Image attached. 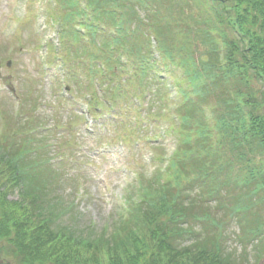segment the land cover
<instances>
[{
  "label": "trees",
  "instance_id": "16d2710c",
  "mask_svg": "<svg viewBox=\"0 0 264 264\" xmlns=\"http://www.w3.org/2000/svg\"><path fill=\"white\" fill-rule=\"evenodd\" d=\"M60 1L68 13V25L75 24V18L80 17L78 1ZM181 1L186 7H181L179 14L188 16L193 12L192 5L190 1ZM170 4L165 5L160 0H88L92 18L81 25L88 31L86 37H89L90 46L100 48V53L97 55L92 48L76 50L75 58L86 56L90 61L87 70L91 82L100 80L106 88L103 83L114 80L113 68L126 69L119 63L117 54L127 49L131 41L138 42V35H142L145 28L152 27L159 40L163 39L160 44L165 58L175 65V60L179 59L185 80L199 88L192 93L180 91L183 104L176 111L181 121L180 146L165 173L171 180L165 182L162 173L156 172L142 186L140 202L136 205L131 202L134 190L131 191L127 214L118 219L120 226L112 237L79 238L73 227L63 224L68 209L61 200L53 199L56 180L61 178L57 170L45 167L51 164L53 156L45 160L47 151L43 155L37 154L43 146L36 145L39 136L33 132L40 129L43 122L39 121L34 130L28 131L32 135L13 136L9 142L4 138V145H0V242L4 241L0 247V264H263L262 253L253 263L246 252L243 254L246 262L235 258L223 244L221 223L215 220L211 223L210 209L203 210L206 215H198L194 209L199 199L204 205H208L209 198L223 205L219 200L222 195L228 203L229 199L234 200L231 194L225 195L223 191L228 192L235 180L241 185L238 183L235 189L244 188L240 177H235L239 176L236 171L232 169L231 172L226 166L223 168L221 161L227 158L226 153L208 161L215 155L207 147L210 138L215 141L216 150L225 149L230 143L234 146L232 154L236 153V159L245 164L247 170L244 175L247 191L236 194L234 201L238 206L230 210L234 219L240 222L245 242H255L257 249L264 252V219L247 218L256 206L264 207V97L261 102L256 98L260 88H263L264 96V0H213L211 12L214 18L209 20L193 12L190 18L198 25L195 31L206 52L192 63L187 60L190 55L198 54V46H187L186 41L193 34L194 27L177 20L178 13L174 9L171 11ZM148 5H156L153 16L145 10ZM140 8L143 15L136 13ZM80 14L88 17L85 11ZM164 16L167 24L162 28L151 25ZM147 20L150 23L146 25ZM173 25L183 27L173 33L170 29ZM106 27L111 29L109 33L105 32ZM183 29L181 42L175 41L174 37L182 34ZM65 36L75 45L83 38L75 28ZM168 36L180 46L179 55H174L171 39L166 42ZM220 43L224 47L222 63L219 59ZM148 47L147 37V57L136 48V57L143 59V63L134 65L136 76L139 82L147 85L149 82L148 87L160 86L161 79L154 74L157 67ZM185 53L187 60L183 56ZM99 61H104L103 66ZM103 91L106 97H111L110 93ZM92 96L99 101V96ZM158 97V100L166 99L164 94ZM211 99L216 108L206 119L204 109ZM96 105L95 112L98 113L97 108L102 109L103 104ZM248 107L251 108L249 111ZM58 128H66L64 130L69 134L68 126L61 124ZM209 130L212 133L208 134ZM7 145L10 146L8 151ZM56 145L51 143L44 148L53 151ZM255 185V189L251 188ZM187 186L189 190L198 188L193 199L186 194ZM16 191L19 199L8 201L10 194ZM195 222L201 223V231L195 230L192 225ZM188 239L187 243L191 240L192 243L186 245Z\"/></svg>",
  "mask_w": 264,
  "mask_h": 264
},
{
  "label": "rangeland",
  "instance_id": "374dc122",
  "mask_svg": "<svg viewBox=\"0 0 264 264\" xmlns=\"http://www.w3.org/2000/svg\"><path fill=\"white\" fill-rule=\"evenodd\" d=\"M77 1L79 7L83 9L88 0ZM186 1H190L192 6H189L193 12L199 13L205 20L212 16L206 3L203 4L200 0ZM61 2L60 0H0V138L4 135L9 142L13 139L11 136L17 131L20 132L21 138L27 136L28 131L34 130V126L37 127L39 121H42L40 128L43 129L34 131V134L39 136L37 137L39 143L36 145L43 146L37 154L43 155L44 151H47L44 155L45 160L53 156L51 164H46L45 167L57 170V174L59 173L61 177L58 181L56 180L53 189V196L56 197L53 199L61 200L68 209L63 218V224L73 227L75 236L79 238L94 240L102 236L110 238L115 234V229L120 226L118 219L127 214V201H130L128 197L131 191L134 190L131 202L136 205L140 202L139 192L142 186L151 179L152 174L160 172L165 182L171 180L165 173L169 166V158L180 143V132L176 130L178 126L176 122L179 119L172 118L173 114H176L174 109L183 104L180 91L192 93L199 87L185 80L176 91L178 96L174 90L172 92H167L168 89L164 90L166 81L168 85H175V83L177 85V78L181 76L177 66L174 65L175 68L171 69L169 60H166V64L156 62L157 70L154 72L159 78L161 75H168L163 82L164 87L157 84L148 87L149 82H147L148 85L139 82L135 66L143 59L136 57V48L143 51V57H147L145 49L147 37L153 33L152 27L145 28L142 35H138V42L131 41L128 44V50L123 49L117 54L122 55L121 63L127 67L125 70L113 68L112 72L115 76L112 83H103L106 86L104 88L100 80L91 82L90 73L87 70L88 65L90 67V61L86 56L75 58L76 50L88 51L92 48L98 55L100 48L95 49L90 46L89 37H83L77 45L71 39L64 38L65 33L71 28L81 26L78 24H85L92 18L90 10L85 11L89 17L79 14L80 17L75 18L76 24H72L73 27L66 21L68 13L63 9ZM160 2H164L165 5L171 3L169 5L171 11L174 9L178 13L177 20L194 27L192 30L194 37L191 35L186 45L194 47L197 45L198 54L190 55L188 60L186 53L183 56L188 63L198 60L206 49L199 43L198 33L195 31L198 25L190 18L193 12H190L188 16H181L179 9L186 7L181 0H160ZM155 8L156 5H148L145 10L153 16L152 11H155ZM140 12H143V9L140 8L136 13L139 15ZM149 21L147 20L146 25L150 23ZM57 23L63 24L62 52L59 58L48 59L46 47L48 44L51 46L53 40L57 39ZM151 23L154 28H162L167 24V17L164 16L159 21ZM180 27L183 26H171V32L176 33ZM110 30L106 27L105 32L109 33ZM183 34L184 29L182 34L174 37V40L181 42ZM165 39L168 42L171 38L168 36ZM160 41L163 42V39L161 38ZM172 43L171 39V45ZM173 46L174 55H179L177 52L181 49L180 46H177V43H173ZM53 52L55 50L50 49L48 53L53 54ZM132 53L134 55H128ZM101 57L105 58V56ZM108 58L107 54L106 59ZM130 61L133 64L130 65ZM102 62L104 61H99V65ZM128 62L129 65H127ZM66 63L68 70L65 79L67 81H64L59 66ZM72 77L73 81L70 80ZM256 84L262 86L259 82ZM257 85L256 87L259 88ZM256 87L255 90H257ZM103 90H106L108 95L111 94L110 98L114 99L117 112L110 111L105 104L106 108L101 110L102 116H97V124L90 130L91 127L83 120L81 112L85 111V96L97 95L101 101H104L106 99ZM159 94L167 95V99L158 100ZM263 97V88H260L256 98L261 102ZM20 104L22 105L20 118L16 119L15 115L19 113ZM208 104L204 109V115H208L216 108L211 105L215 104L213 99ZM250 109L248 107L247 111ZM161 112L162 116H160ZM61 124L68 126L69 134L65 132L66 128H58ZM93 130L94 132L90 133ZM210 133L212 131L209 130L208 134ZM216 135L219 141L218 133ZM209 140L211 141L207 147L212 151L211 154L215 155L209 157L208 161L226 153L227 158L221 161L223 168L226 166L231 172L232 169L236 171L239 176L235 177H240L243 182L242 189L239 188L241 186L239 181L235 180V184L228 189V192L225 189L223 191L225 195L229 193L236 200V194H244L247 191L244 186L246 165L236 159L238 157L236 153L232 154L231 149L234 146L230 143H227L225 149L216 150L215 141L212 138ZM51 143L57 144L53 151L51 148H44ZM158 154L163 155L162 160L158 159ZM229 160L234 162L230 163ZM186 178L187 174L184 180ZM238 183L240 186L235 189ZM188 187L186 194L193 199L198 194V188L189 190ZM251 188L255 189L256 185ZM259 194L261 195V192ZM7 199L17 201L19 193L17 191L14 194L11 193ZM219 200L223 205H219L218 201L215 203L212 198H209L208 205H204L199 199L194 211L198 215H206V211L203 210L209 208L213 218L211 223L214 220L221 223L225 248L233 253L235 258L245 262L247 260L243 254L246 252L250 262L253 263L257 255L264 252L260 248L257 249L255 242H245L240 222L234 219L230 210L231 207L238 206V202L229 199L228 203L223 195ZM225 204L226 207H224ZM256 217L264 219V207L256 206L247 215L249 220ZM192 225L197 232L201 231V223L195 222ZM188 241L189 239L185 241L186 245L192 243V240L187 243ZM3 244L4 241H1L0 247ZM262 263L264 264V259Z\"/></svg>",
  "mask_w": 264,
  "mask_h": 264
}]
</instances>
